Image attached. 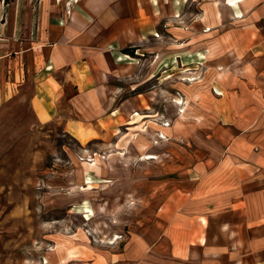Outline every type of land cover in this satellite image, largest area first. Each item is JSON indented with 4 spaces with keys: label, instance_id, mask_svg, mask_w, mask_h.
Returning a JSON list of instances; mask_svg holds the SVG:
<instances>
[{
    "label": "crops",
    "instance_id": "crops-1",
    "mask_svg": "<svg viewBox=\"0 0 264 264\" xmlns=\"http://www.w3.org/2000/svg\"><path fill=\"white\" fill-rule=\"evenodd\" d=\"M197 1L199 13L178 24L177 8L170 38L154 44L162 0H80L68 22L45 6L22 34L10 24L0 36V126L18 136L54 124L85 146L80 158L96 154L89 144L133 142L137 112L156 120L164 66L199 72L171 88L188 100L182 150L144 145L161 141L153 124L136 152V142L113 150L105 166L72 160L84 186L63 180L69 206L107 205L116 221L139 224L129 242L111 244L107 264H238L229 238L256 246L245 264H264V0ZM198 129L202 150L189 138Z\"/></svg>",
    "mask_w": 264,
    "mask_h": 264
},
{
    "label": "rangeland",
    "instance_id": "rangeland-1",
    "mask_svg": "<svg viewBox=\"0 0 264 264\" xmlns=\"http://www.w3.org/2000/svg\"><path fill=\"white\" fill-rule=\"evenodd\" d=\"M79 1L0 0V36L7 33L10 24L16 33L22 34L23 26L45 6L60 11L63 22L71 21ZM162 4L167 11L158 25V35L149 38L152 44L156 40L170 38L169 22L174 18L173 13L177 8L181 9V13L175 15L178 24L188 21L187 13L190 17L200 11L197 0H162ZM185 11L187 13H183ZM180 14H184V21ZM164 67L163 73L157 78V83L160 81L162 84V94L158 96L157 102L160 103L157 118L151 120L153 112L149 108L137 112V115L142 116L139 124H136L139 131L133 128L132 136L125 137L133 142L121 141L117 147L115 145L109 150L104 147L101 149L98 143L89 144L90 148L97 149L96 154L80 158L77 155L86 149L85 146L64 134L54 124L37 128L26 135L24 129L19 128L18 136L10 126H0V264H107L112 262L107 253L113 251L111 244L129 242L136 235L139 224L116 221L117 216L113 213L116 208L100 205L92 210L90 207L69 206L67 183L63 180L71 176L69 183L76 185L75 180L77 183L81 181L78 185L83 187L81 171L70 169L73 161L81 166H90L95 162L105 166V155L111 154L113 150L123 151V147L128 148L135 142L131 149L136 152L140 146L137 140L149 136L153 124L162 129L156 132L161 141L144 145H154L161 151L169 149L166 142L170 141H176L179 150L186 146V129L179 121L185 122L182 116L186 114L188 100L180 91H171V88L176 82L196 81L199 72L185 66L175 71L173 76L172 70L165 72L169 67ZM179 99L184 101L183 105L176 103ZM181 110L185 111L180 113ZM170 128L175 133L170 135ZM128 130L123 129L120 135ZM190 133L189 138L194 139L195 149L202 150V130H191ZM119 162L122 164V160ZM200 194L195 193V196ZM85 209L90 212L84 213ZM98 209L103 213L97 212ZM263 228L264 223H260L259 229ZM259 241L264 244V239ZM227 242L230 254L237 253L236 256L228 254V262L245 264L255 257L251 254L252 249L256 251V246L249 241L229 238ZM257 255L259 259L264 258V245L257 247Z\"/></svg>",
    "mask_w": 264,
    "mask_h": 264
},
{
    "label": "bare ground",
    "instance_id": "bare-ground-1",
    "mask_svg": "<svg viewBox=\"0 0 264 264\" xmlns=\"http://www.w3.org/2000/svg\"><path fill=\"white\" fill-rule=\"evenodd\" d=\"M176 103L179 104V105H183L184 104V101L183 100L181 101V99H179V100L176 101ZM184 111L185 110H181L180 113H183ZM148 157L149 158H155V156H153V155H150ZM148 157H146V158H148ZM85 212H90V210L89 209H85Z\"/></svg>",
    "mask_w": 264,
    "mask_h": 264
},
{
    "label": "built area",
    "instance_id": "built-area-1",
    "mask_svg": "<svg viewBox=\"0 0 264 264\" xmlns=\"http://www.w3.org/2000/svg\"><path fill=\"white\" fill-rule=\"evenodd\" d=\"M93 160V159H92Z\"/></svg>",
    "mask_w": 264,
    "mask_h": 264
}]
</instances>
